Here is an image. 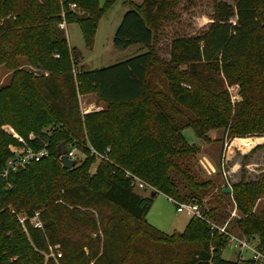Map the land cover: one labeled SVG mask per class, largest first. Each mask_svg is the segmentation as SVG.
I'll return each mask as SVG.
<instances>
[{"label": "trees", "instance_id": "1", "mask_svg": "<svg viewBox=\"0 0 264 264\" xmlns=\"http://www.w3.org/2000/svg\"><path fill=\"white\" fill-rule=\"evenodd\" d=\"M123 1L132 8L113 43L144 52L74 73L76 57L59 25L78 24L90 45L103 12L97 0H0V66L11 72L0 86V168L25 148L50 153L0 178V264H236L221 258L227 237L211 225L225 222L229 199L239 218L227 233L237 229L264 246V206L253 210L264 196V173L211 193L213 180L193 167L201 149L182 135L192 129L204 143L218 129L219 142L264 135V0ZM203 1L212 4L206 28L171 40L169 61L160 60L164 30ZM83 85L105 111L79 113ZM234 85L241 101L231 105ZM87 142L100 153L109 149L92 173ZM62 144H83L85 160L60 166ZM132 176L167 198L197 203L199 215L182 233L157 231L146 218L152 198L134 190ZM186 243L194 247L184 252Z\"/></svg>", "mask_w": 264, "mask_h": 264}, {"label": "rangeland", "instance_id": "2", "mask_svg": "<svg viewBox=\"0 0 264 264\" xmlns=\"http://www.w3.org/2000/svg\"><path fill=\"white\" fill-rule=\"evenodd\" d=\"M142 2L143 0H133L134 5H140ZM97 3L99 9H102L103 12L97 22L90 45L87 44L78 24L70 23L66 25L65 28L69 46L73 49L76 57L73 66L74 73L81 69L95 70L108 67L144 52V49L139 45L121 49L116 47L113 43L114 34L121 22L123 14L132 7L123 0H113L111 4H107V0H97ZM78 13L81 12L79 11ZM182 14L180 22L164 30L165 33L159 44L160 49L158 51L160 60L164 62L169 61L168 54L171 40L182 36H196L206 28L211 19L212 4L203 1ZM20 64L21 68H24L22 59L20 60ZM31 71L41 75H47V73L43 71L33 69H31ZM10 74L11 72L4 65L0 66V86L7 82ZM180 86L189 90V85L187 84L182 83ZM88 90L89 89L85 88L84 85L80 87L81 95L78 96L79 113L82 116L96 113L98 112L95 111L97 106L101 108L99 111H105L108 108L107 104L101 102L96 94H92ZM228 90L230 93L231 105L239 103L241 101L239 87L234 85ZM83 107H85L86 112L82 111ZM50 130L51 128L47 127L42 129V132L46 135H50ZM182 135L188 145L200 147L201 150L199 154L195 156L193 167L202 177L211 178L213 180L214 186L212 190H210L211 193H216L218 186L225 182L234 184L242 177H244L246 181L256 180L260 174L264 173V135L257 136L254 134L242 138H232L230 141L225 140L224 142L223 140V142H219L223 137V132L221 129H218L208 134L209 142L207 143L198 139L192 129L183 130ZM86 144L89 145L88 142ZM82 145L83 144H80L76 149V154L81 162L86 158V154L81 149ZM205 159L211 163V166H206V163H204ZM98 163L99 161L97 159H95L93 163L88 161L87 171L89 173L94 172ZM60 166L62 165L60 164ZM211 167H213V169ZM222 170L226 172L228 181L224 180ZM134 190L144 196L152 198V203L146 218L147 222L153 226L154 229L166 235L182 233L185 230L189 218L193 214L186 210L181 212L176 211V204L170 202L168 198L160 192L151 195V192L154 190L153 187L144 189L135 187ZM208 198H210V195L206 196V199ZM206 199H204L203 204H205ZM263 206L264 196L256 201L253 210L258 211ZM225 210L229 212V216L225 219V222L223 224H217V226L211 224L217 231L223 229L225 232H228L227 229L233 228L234 218H239V213L235 209L231 199L227 200ZM233 232L235 234H232L239 236L237 229H234ZM219 233L221 232L219 231ZM253 241L258 242L257 238L253 239ZM182 246V251L187 252L194 247V244L186 243ZM221 258L236 264L242 263L238 261L236 253L229 246H226V248L222 250Z\"/></svg>", "mask_w": 264, "mask_h": 264}, {"label": "built area", "instance_id": "3", "mask_svg": "<svg viewBox=\"0 0 264 264\" xmlns=\"http://www.w3.org/2000/svg\"><path fill=\"white\" fill-rule=\"evenodd\" d=\"M59 27L61 29H65V24L61 23ZM76 149L77 148L75 146L68 145V147L65 149L64 155L68 160L76 161L78 164L81 161H79L78 155L76 154ZM86 149L89 155L97 159L99 162L107 161L106 155L109 153L108 148H106L103 153L96 151L90 145H87ZM49 157L50 153L46 147L40 150L25 148L8 159L5 166L0 168V178L6 177L10 172H14L23 166L48 159ZM58 161L61 164V157H58ZM127 174L130 175L128 172ZM222 174L224 176L227 175L224 170H222ZM132 178L133 184H135L138 188H151V186L140 180L138 177L132 176ZM168 200L176 204V211L178 212L186 210L193 215H199V206L197 203H181L177 202L171 197H168ZM33 223L35 226H37V228H41L42 226L41 221L37 218V215L35 216ZM219 231L225 234V236L227 237V246L234 250V252L236 253V258L239 262L244 263L250 260L253 264H264V246H259L258 242L249 240L245 237H239L237 235L227 233L223 229Z\"/></svg>", "mask_w": 264, "mask_h": 264}, {"label": "water", "instance_id": "4", "mask_svg": "<svg viewBox=\"0 0 264 264\" xmlns=\"http://www.w3.org/2000/svg\"><path fill=\"white\" fill-rule=\"evenodd\" d=\"M65 153V149H64V145H60L59 146V149H58V157H61V165L63 168L65 169H70L72 168L73 166H76L77 165V162L76 161H70L67 159V157L64 155ZM222 191L224 192H229L230 191V188L229 187H225L222 189ZM155 192H151V195H154Z\"/></svg>", "mask_w": 264, "mask_h": 264}, {"label": "crops", "instance_id": "5", "mask_svg": "<svg viewBox=\"0 0 264 264\" xmlns=\"http://www.w3.org/2000/svg\"><path fill=\"white\" fill-rule=\"evenodd\" d=\"M99 110H101V108L97 106V107L95 108V111H99ZM82 111H83V112H86L85 107L82 108ZM204 161H205L204 163H206V166H209V165L211 164V163H210L208 160H206V159H205ZM210 166H211V165H210ZM211 168L213 169V167H211ZM227 173H228V171H227Z\"/></svg>", "mask_w": 264, "mask_h": 264}]
</instances>
